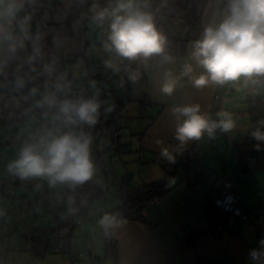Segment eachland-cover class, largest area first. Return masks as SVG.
Masks as SVG:
<instances>
[{"label": "crops", "instance_id": "obj_1", "mask_svg": "<svg viewBox=\"0 0 264 264\" xmlns=\"http://www.w3.org/2000/svg\"><path fill=\"white\" fill-rule=\"evenodd\" d=\"M114 3L115 0H38L36 8L41 13L34 15L32 36L35 39L39 33L44 55L36 62L37 72H31L25 62L32 52V40L26 41V47L14 57L6 49H0V63L7 61L0 72V264H71L65 254L38 258L23 240L29 229L52 225L53 213L62 204L64 185L50 187L46 179L38 178L41 187L37 192H21L8 180L12 175L8 165L18 157L26 141L51 126L43 116L44 110L34 107L41 96L25 99L33 86L44 91L49 77L39 74L43 63L54 60L56 70L51 81L63 75L70 89L85 78L87 65L100 73L119 72L121 63L115 55L118 70L106 65L108 57L102 64L96 59L104 51L110 21L101 23L92 19L93 5L100 9ZM138 3H146L145 10L153 13L157 28L167 38V50L174 62L161 64L159 57H154L130 64V100L121 113L125 120L120 125V134L113 138L114 135L105 132L96 143L100 159L94 166L101 167L105 186L97 188L92 176L91 182L101 196L73 230L75 246L84 254L79 264H92L93 258H101L99 264H114L105 258L99 217L117 210L126 189L163 179L168 191L153 201L142 220L118 219V226L110 228L117 245L116 264H166V253L176 249L177 242L186 234L193 240L180 249L176 262L253 264L249 252L258 248V242L264 238V220L252 223L228 220L225 230L216 235L211 229L217 212L211 207L221 182L232 184L239 197L238 207L245 211L257 207L264 198V145L257 150L254 147L257 142L250 136V130L264 120V81L254 84L241 79L224 86L195 88L187 76L180 78L185 64L191 63L192 42L200 38L209 23L219 22L226 0H138ZM94 38L103 51H95L91 42ZM80 56L85 58L84 62L76 60ZM80 67L85 76H81ZM18 68L20 75L30 78L20 91L11 83ZM166 70L180 78L171 96L160 91ZM133 75L135 80L130 79ZM188 104H199L201 111L213 120L218 119L217 113L229 112L236 128L229 133L217 130L212 137L205 134L181 147L175 139L177 121L172 109ZM142 105L148 107L144 112ZM163 148L172 153L174 162L161 156ZM110 153L113 158L105 161ZM241 153L253 155L254 164L243 168ZM187 155L202 167L200 179L194 184L181 166L180 160ZM95 173H99L96 167ZM203 205L208 209L202 208Z\"/></svg>", "mask_w": 264, "mask_h": 264}, {"label": "clouds", "instance_id": "obj_2", "mask_svg": "<svg viewBox=\"0 0 264 264\" xmlns=\"http://www.w3.org/2000/svg\"><path fill=\"white\" fill-rule=\"evenodd\" d=\"M37 4L38 0H0V49H6L14 57L26 47V41L32 40V52L25 61L31 72L38 71L36 62L44 55L39 45V33L35 39L32 36ZM146 8L147 4L141 5L138 0H115L105 8L98 9L93 5L92 19L101 23L110 21L104 48L119 59L147 62L159 57L161 64H171L174 57L167 50V38L157 28L153 13ZM189 59L191 63L185 64L180 78L187 76L195 88L224 86L241 79L254 84L264 81V0H226L219 22L209 23L200 38L192 42ZM6 64L7 61L0 63V72ZM106 65L118 70L111 60L106 61ZM55 70L54 60L43 63L39 74L49 77L44 91L33 86L25 96V99L41 96L34 107L44 110L43 116L51 126L22 145L8 170L21 180L43 178L50 187L60 184L75 190L94 173L91 137L83 131V126L96 124L101 102L97 97L67 95L70 84L65 82L63 75L51 81ZM180 78L166 70L160 91L171 96ZM29 79L20 75L18 68L11 83L20 91ZM130 79L135 80L136 76ZM61 94H64L63 98ZM172 114L177 121L175 139L181 147L189 141L200 140L205 134L212 137L217 130L229 133L236 128L231 113L219 112L218 119L213 120L201 111L199 104L174 107ZM250 136L257 142L254 147L259 150L264 145V120L250 130ZM160 154L175 161L167 148L161 149ZM74 204L75 199L69 196L68 211L73 214L77 211ZM99 223L106 232L119 224L109 215ZM258 244V248L250 250L248 258L253 264H264V238Z\"/></svg>", "mask_w": 264, "mask_h": 264}, {"label": "built area", "instance_id": "obj_3", "mask_svg": "<svg viewBox=\"0 0 264 264\" xmlns=\"http://www.w3.org/2000/svg\"><path fill=\"white\" fill-rule=\"evenodd\" d=\"M41 13V9L36 8L35 14ZM76 60L84 62L85 58L80 56ZM86 77L79 85H74L70 89L71 96L74 97H97L101 102L99 113L104 109L111 107L117 100L118 84L115 79L108 72H97L94 67L86 66ZM92 88H94L92 90ZM148 109L147 105L141 106V111L144 112ZM125 120L123 115L119 116L116 120V126L112 130L113 135H119L121 131L120 125ZM103 123L106 120L102 121ZM100 121V124H102ZM83 131L91 137L90 153L93 164L97 157L95 150V138L101 137L103 129L94 126H83ZM143 158V157H142ZM243 162L246 165H253L255 158L252 155H244ZM181 161V166L185 169L187 178L193 182L199 179V165L190 160L188 156L184 157ZM11 180H18L20 189L29 193H35L41 187V180L38 178H29L21 180L15 175H11ZM63 199L61 206L53 213V223L47 228H32L29 229L25 236L24 241L30 252L36 257L42 258L53 254H65L69 258L71 264H79L83 261L84 254L77 250L74 238L73 230L76 225L80 224L87 210L100 198L101 192L94 188L90 181H87L83 185L78 186L75 190L69 189L68 186L64 189ZM217 198L213 201L212 207L217 211V219L213 224L211 232L216 235H221L225 230V226L228 220H232L237 223H252L254 220H264V198L260 201L257 207L248 211L243 210L239 206V197L233 189V186L229 182H221ZM72 196L75 199L73 205L77 211L73 214L68 211V197ZM153 202L143 205L141 214L146 213L145 209L152 205ZM193 240L190 234H186L183 239L179 240L171 253H166L165 257L167 262L169 257L177 256L181 248L187 246Z\"/></svg>", "mask_w": 264, "mask_h": 264}, {"label": "trees", "instance_id": "obj_4", "mask_svg": "<svg viewBox=\"0 0 264 264\" xmlns=\"http://www.w3.org/2000/svg\"><path fill=\"white\" fill-rule=\"evenodd\" d=\"M105 38H107V34L105 35ZM119 59V58H118ZM120 61V70L117 73H109L113 79H115V81L118 84V98L117 100L114 102V104L109 107L104 109V111H102L101 113H99L98 119L96 124L94 125V127H98L101 129H103V134H105V132H109L112 134V130L114 129V127L117 125L116 124V120L118 119L119 116H121L123 113V110L126 106V104L128 103V100H130V90H129V78H128V70L130 68V64H132V62H129L127 60H121ZM92 67V65L90 64L89 67ZM84 80V78H82L78 83H75L76 85L81 84ZM69 96H71L70 92L67 94ZM106 120V122H102ZM100 121L102 122V124H100ZM101 135V136H102ZM113 135V134H112ZM100 138V137H98ZM95 138V152L97 153V157L95 159V163L98 162V160L100 159V153L97 150V139ZM113 138H115V135L113 136ZM112 138V139H113ZM247 155V154H244ZM242 153L239 156V160L240 163H242L241 165L243 166V168H247L250 167L249 165L244 164L243 162V156ZM190 160H193L192 157H190V155H187ZM253 156V155H252ZM198 165L199 162L194 160ZM199 179L201 176V170L202 167L201 165H199ZM186 170L184 169V173ZM199 179L193 181L192 184L197 183L199 181ZM8 180H10L11 183H13L14 185H16L17 187H19L20 189V184L18 182V180H11V178H9ZM91 182V179L89 180ZM8 182V181H7ZM92 183V182H91ZM67 188V185H64V189ZM65 191V190H64ZM168 191V186H167V181L166 179L160 180V181H155V182H151V183H143L139 186H137V188L134 189H126L125 193L122 195L123 198L121 204L119 205V207L117 208V210L115 211H111L105 214H102L99 217V221L105 216V215H109V216H114L116 218V220L118 219H127V220H142L144 215L141 214V210L143 209V205L144 204H148L149 202H153L156 198L162 197L166 192ZM26 192V191H24ZM151 206V205H150ZM148 206V208L150 207ZM209 207V206H208ZM147 208V209H148ZM205 210H207V206L203 205V207ZM145 209V211L147 210ZM217 212V211H216ZM218 214V213H217ZM100 225V223H99ZM25 236V235H24ZM100 239L102 240L103 244H104V249H105V258H109L111 259L114 264H116V259H117V245H116V241L114 240V238L111 236L110 233V229L106 232L105 229L103 227H101L100 225V235H99ZM172 251L168 252L171 253ZM102 259L101 258H93L91 260L92 264H99ZM182 261H175V256H171V258L169 257L168 262L166 264H181Z\"/></svg>", "mask_w": 264, "mask_h": 264}, {"label": "rangeland", "instance_id": "obj_5", "mask_svg": "<svg viewBox=\"0 0 264 264\" xmlns=\"http://www.w3.org/2000/svg\"><path fill=\"white\" fill-rule=\"evenodd\" d=\"M96 39L94 38V40L93 41H91L92 43H94V45H93V48L95 49V51L97 52V50L99 51V52H101V51H103V53L102 54H97V56H96V59L98 60H100V62H101V64H102V62H104L105 61V59L108 57V59L109 60H111L112 61V63L113 64H115L116 63V60H115V57H114V54H111V53H109L108 51H106L105 50V48L103 47V46H98L97 45V43H95L94 41H95ZM101 47H103V50H102V48ZM82 70H81V76L82 75H84L85 76V70H83V68L82 67H80ZM86 77V76H85ZM94 88H92V90H93ZM107 137V135H105L104 136V139ZM105 141V140H104ZM105 142H107V141H105ZM105 142H104V144H105ZM103 143H101L100 144V146H99V149H100V152L101 151H103L102 150V148H103ZM111 157L113 158V156L111 155V153L108 155V156H106V159H105V161H110V159H111ZM95 165V164H94ZM94 167H96V168H98V171H99V173H95V174H93V177H94V184L97 186V188H99V186H102V187H104L105 185H104V181H105V177L103 176L104 175V173L102 172V170H101V167L100 166H94ZM100 189V188H99Z\"/></svg>", "mask_w": 264, "mask_h": 264}]
</instances>
